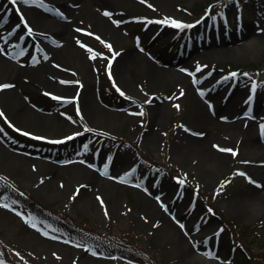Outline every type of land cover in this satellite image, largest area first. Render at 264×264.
<instances>
[{"label":"rangeland","instance_id":"374dc122","mask_svg":"<svg viewBox=\"0 0 264 264\" xmlns=\"http://www.w3.org/2000/svg\"><path fill=\"white\" fill-rule=\"evenodd\" d=\"M16 1L23 8L45 3ZM63 1L50 3L65 9L67 20L41 9L40 14L29 17L24 9L18 17L11 12L7 24L0 22V36L7 35L8 28L20 27L24 32L21 18L32 27L56 20L71 22L92 41V46L77 42L78 48L87 57L95 56L84 63L73 48L63 53L64 60L56 58L48 65L56 70L55 75L47 73L37 83L26 81L23 75V84L8 96L18 97L26 108L13 112L0 95V146L25 168L18 175L17 170L0 163V264H199L190 260L193 253L212 264H236L234 255L224 251L230 238L236 237L243 248L254 253L256 264H264V115H253L256 105L264 111V0H116L107 4L117 21L113 40L96 35L84 0ZM159 1H165L166 8ZM4 3L11 9L9 2L0 0V21ZM132 15L139 16V22H133ZM200 17L197 25L187 28ZM173 22L183 27H175ZM169 30H188L191 38L201 33L211 37L195 39L191 64L172 65L183 53L175 51L170 42L164 43ZM172 38L177 43L182 39L179 33ZM114 58L120 64L130 59L124 82L116 75L120 67L113 63ZM144 59L185 76L200 105L193 106L182 83L166 85L134 75ZM34 68L40 71L37 65ZM87 69L95 80L92 87L98 104L90 109V116L83 92ZM219 79L235 86L229 101L233 96L236 103L227 111L221 93L212 95L210 83ZM46 90L67 100H51ZM158 98L162 113L151 123L149 106ZM237 120L248 123L241 143L236 130L224 131V124ZM51 121L62 126L54 128ZM186 124L193 126L190 134L203 138L209 146L206 150L191 151L186 146L190 152L182 154L183 145L175 141ZM13 127L38 139L93 146L103 151L104 165L112 172L107 175L92 166L68 164L58 160L64 157L60 151L48 154L41 145L20 144L12 136ZM148 128L154 139L145 142L142 136ZM254 140L260 152L255 155L243 148ZM225 158L226 164L217 167ZM252 165L262 166L263 173L249 168ZM86 170L100 178L84 181L75 176ZM174 191L179 198L177 208L186 202L193 210L187 214L192 218L185 219L189 233L185 243L191 251L183 245L179 253L172 252L171 236L157 233L161 220L149 218L148 213L158 208L173 222L180 221L178 215L170 214L166 200ZM5 201L21 212L8 208ZM192 225L217 227L221 245ZM29 231L42 237L47 233L58 245L43 247L32 240Z\"/></svg>","mask_w":264,"mask_h":264},{"label":"bare ground","instance_id":"6f19581e","mask_svg":"<svg viewBox=\"0 0 264 264\" xmlns=\"http://www.w3.org/2000/svg\"><path fill=\"white\" fill-rule=\"evenodd\" d=\"M50 1H53V0H50ZM50 1L45 0V3H44L46 5L47 12L60 15L61 17L66 18V20L69 19L68 18L69 15H67V13L65 12V9L63 10L61 8H58L57 7L58 5L56 6V5L49 4ZM84 1H85V4L88 5V12H87L89 16L88 22L90 26L93 29H95L96 35L98 36L102 35L106 39L113 40L117 35L116 34L117 27L115 26L113 19H111L110 13L106 11H108L107 9L109 7L107 4L114 3L116 0H84ZM63 2H64L63 0H56L57 4H63ZM159 4L161 7L166 8L165 1H159ZM43 5H41V7ZM58 9H60L61 12H58ZM25 11L29 15V17H31V13L33 14L34 17L40 14L38 8L34 6H30L28 8L25 7ZM34 28H35L34 29L35 34L39 37V42L41 45L40 48H43L44 51L47 50L46 53L49 52L51 54L49 56V59L45 60L42 57L38 59L37 63H40L38 66L40 67L39 68L40 71L38 72H36L37 70H35V68L31 66L30 59H25L17 55V53H14V52L13 54L2 53L3 49H6L7 47V41L3 37H0V95H1V99L2 97H4L3 101L6 102L10 110L13 112L17 111L19 108H24V107L26 108L25 106L26 103L24 101H20L18 97H15V100H14V96L12 97L8 96L13 93L14 87H16L18 84H23L24 81L21 80L23 75L27 76L26 81H29L30 83H37L43 78L46 79L45 74L47 73L55 75L56 70L53 67H50L48 65H52V63L55 61L56 58L60 60H64L65 55L68 54L69 53L68 51H71V49L73 48H77V50L79 51L80 58L78 57V59L79 60L81 59L82 62L84 61V63L85 62L89 63L95 59V56L94 58H93V55L91 56L88 55L87 57L86 51H83V50L81 51L79 49L80 47L77 45V42L84 44L86 46L88 45L92 46V41L87 36H85L83 33H81V31L78 30L75 26H72L71 22H67L65 20H56L54 24H50L48 22L46 23L42 22L40 23V25ZM26 40L27 39H24V41ZM224 41L228 42V40H224ZM26 45H28V43H26ZM53 45L54 47H52ZM195 52L196 51H194V53ZM29 57L31 59H34L32 57V54ZM190 57H192V55L187 56V57L181 56L172 65H175L178 63L180 64L181 62H182L181 64L182 66L189 65L191 64ZM78 59H76V61H78ZM128 61H130V59H127V60L125 59V61L120 64L119 59L118 60H115V58L113 59V63L115 62L116 65L118 64V67H120L119 68L120 70H116V75L122 82H124V77L129 74L130 68L128 65ZM153 65H150L148 61L144 59V61H141V67L139 68V70L137 68L138 71H134L132 73L136 75L137 77L144 78L146 80H154L158 82L160 81L166 85L173 84V83H182L181 86H183L184 91L186 92L188 99L193 104V106L196 108L197 106L200 105L199 104L200 100L196 96L195 90L193 89L191 84L186 83L187 80L185 79L186 78L185 76H182L174 68L169 70L170 71L169 72V71L164 70L163 68H160L156 65L153 66ZM86 74H87V77L84 78L83 92L85 94L84 99L86 98V100L89 101L86 104L87 105L86 113L90 116V109L98 108V104H97L96 93L92 87L95 81L94 77L90 74L88 69L86 70ZM58 83H60V80H58ZM4 85H9V87H3ZM213 96L214 97L217 96V92H214ZM160 103H161V100L158 98L152 105L149 106L150 108L149 117H151V120H152L151 123H153V121L158 120L160 114L162 113V105ZM227 104L228 105L226 107L223 106V109L226 111L229 110V108H232V106L235 105V102L230 101ZM253 112H254V115H256L257 117L264 115V111L261 110L260 106L258 105H256L253 108ZM193 118L197 120L195 116ZM207 118H210V116H207ZM239 122L240 121L237 120L230 124H224V131H231V130L235 131L236 130L237 137H239L240 143H241L246 138V130L248 128V125H247L248 123L246 121H241L240 123ZM49 123L54 128H56L57 126H62L61 122L51 121ZM186 130H183V129L180 130L179 131L180 135L177 141H175L176 144L183 145L184 149L182 151V154H184V152L186 151L190 152L189 148H187L186 146L191 147L192 148L191 151L193 149L206 150L209 147L205 145V143H203L202 137L195 136L189 133L190 131L191 132L194 131L193 126L186 124ZM142 139L145 142L152 141L154 139V132L151 130V128H148L146 133L143 134ZM254 141L252 142L251 145L243 146V148L249 150L248 151L249 154L255 155L260 152L257 147L258 143ZM83 155H87V154L84 153ZM226 160L227 158H225L221 163H219L217 167H223L226 164ZM89 161H90L89 159L85 158L84 162L89 163ZM0 163L10 166L15 171L17 170L18 175L21 174L23 171H25V168L23 167V165H20V163L11 160V158L9 157L8 151H6L4 148H1V146H0ZM249 168H252L255 172H258L260 175L263 173L262 166L252 165ZM87 172H88L87 170H86V173L77 172L76 173L77 175L75 176L80 177L84 181H91V180L94 181V179L100 178L95 173L88 172L89 174H87ZM44 183L45 182H43V184ZM54 190L56 191V193H59L58 190L56 189ZM249 191L252 193L253 189H250ZM82 193L83 195L89 194L88 191H85V192L82 191ZM185 205L187 206V204ZM186 206L184 208H186ZM178 212L179 211L177 209H174V211H172L170 214L175 215V213L177 214ZM148 214H149V218H152L154 220L157 218L161 220L162 223L159 226H157V230L160 229L157 233L162 232V234L171 236L172 252L179 253L183 245L184 246L182 248L186 249L187 251L188 250L191 251L190 245L185 243L187 242L186 237L189 236V233L187 231L188 228L183 221L178 222V223L173 222L170 217L168 218L167 216H165L164 213L160 211V209L158 208H155L153 211H150ZM200 228H203V227H200ZM201 230L209 231V229L205 227ZM30 235L32 236L33 241L35 239L36 243L42 245L43 247L44 246L51 247V246L58 245L55 241L49 238L47 233H44L43 237L42 235L35 234L33 232L32 233L30 232ZM89 259L90 257L87 258L86 260H89ZM190 260H197L198 261L197 263L199 264H212L202 255H198L194 253L190 256Z\"/></svg>","mask_w":264,"mask_h":264},{"label":"trees","instance_id":"16d2710c","mask_svg":"<svg viewBox=\"0 0 264 264\" xmlns=\"http://www.w3.org/2000/svg\"><path fill=\"white\" fill-rule=\"evenodd\" d=\"M236 240H239L238 237H236ZM249 251H250V253L247 251H241V255L238 258V261L240 262V264H256V261L254 258V253L251 250H249ZM262 254L263 253H259L260 256ZM256 256H258V255L256 254Z\"/></svg>","mask_w":264,"mask_h":264},{"label":"snow or ice","instance_id":"6c2138e0","mask_svg":"<svg viewBox=\"0 0 264 264\" xmlns=\"http://www.w3.org/2000/svg\"><path fill=\"white\" fill-rule=\"evenodd\" d=\"M11 2L13 4H15L16 3V0H11ZM25 2H27V0H25ZM25 26L27 27V24H25ZM173 26H175V27H183L182 25L177 24L175 22H173ZM29 32H31V29H29ZM233 75H235V74H233ZM3 87H9V85H4ZM140 114L142 115L143 113H140ZM0 115H2V113H0ZM25 135H27V133H25ZM222 150H224V149H222ZM226 151H231V150L229 149V150H226ZM233 155H235V153H233Z\"/></svg>","mask_w":264,"mask_h":264}]
</instances>
